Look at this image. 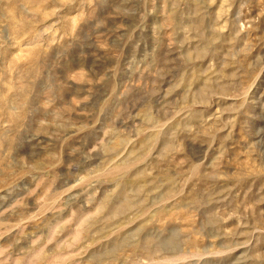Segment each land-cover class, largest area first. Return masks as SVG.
I'll list each match as a JSON object with an SVG mask.
<instances>
[{
  "label": "rangeland",
  "instance_id": "1",
  "mask_svg": "<svg viewBox=\"0 0 264 264\" xmlns=\"http://www.w3.org/2000/svg\"><path fill=\"white\" fill-rule=\"evenodd\" d=\"M0 264H264V0H0Z\"/></svg>",
  "mask_w": 264,
  "mask_h": 264
}]
</instances>
